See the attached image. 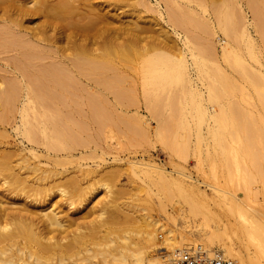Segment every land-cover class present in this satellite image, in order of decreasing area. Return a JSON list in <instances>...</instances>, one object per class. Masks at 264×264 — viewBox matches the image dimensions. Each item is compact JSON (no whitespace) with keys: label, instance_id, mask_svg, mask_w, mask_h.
I'll return each mask as SVG.
<instances>
[{"label":"bare ground","instance_id":"obj_1","mask_svg":"<svg viewBox=\"0 0 264 264\" xmlns=\"http://www.w3.org/2000/svg\"><path fill=\"white\" fill-rule=\"evenodd\" d=\"M122 8L156 12L152 17L142 16L139 11L137 18L131 17L132 21L125 26H158V36L142 32L143 35L140 28L134 31L130 26L126 29L116 26L121 14L118 10ZM165 25L172 28V33ZM219 34L223 35L222 43L216 40ZM263 42L264 0H0V108L4 110L0 111V169L9 171L7 177L0 179V264H78L72 260L77 255L74 248L86 245V235L78 232L67 249L55 251L54 243L44 231L64 224L60 210L53 207V200L46 203L47 197H33L30 192L37 195L43 189L51 190L49 182L58 174L68 172L58 168L62 162L79 163L73 176L76 180H83L90 171L80 162L86 152L71 151L75 149L74 144L81 143L77 139L81 133L73 130L78 136L72 135L67 130L69 123L65 126L62 122L64 126L60 128L53 108L87 106L95 111L92 123L94 118L102 122L106 118L105 114H99L101 108L123 103L120 82L132 66L146 92L145 98L150 90L155 95L147 98L148 109L168 106L176 113L177 117L170 118L175 119L181 136L186 135L182 128L184 131L189 128L195 129L198 146L209 139L205 148L207 156H200L203 158L200 160L211 162L215 178L219 173L233 178L229 179L231 182L234 178L242 180L246 198L224 189L220 182L221 186L207 183L210 187L207 190L184 170L176 174L155 161L132 160L129 162L132 172L139 177L140 173L144 174L141 180L146 185L139 188L147 187L148 183L154 185L159 203H164L162 194L167 191L189 197L190 202L185 206L175 202V212H167L166 219L172 220L174 227L147 221V217L141 223L144 231L135 240L117 243L114 236L104 235L103 242L92 241L94 247L99 246L94 250L87 248L89 264H167L168 258L191 249H202L208 255L221 252L238 264H264V200L257 202L254 198L261 193L264 199V160L259 158L264 156V119L261 117L264 71L258 59ZM247 54L257 58L254 60L259 62L257 66L248 61ZM132 56L140 60L132 64ZM123 61L131 64L126 67L127 62ZM248 87L254 93L248 95L249 103L260 107L261 116L241 105L240 101H249L244 99L245 95L242 99L247 101L233 98L238 89L243 92ZM104 88L115 94L113 100ZM161 93L166 97H159ZM183 107L194 110L193 114L187 111L195 118L194 129L187 127L193 120L188 117L187 124ZM47 108L50 115L44 111ZM14 111L17 115L11 128L16 131L19 142L10 143L1 139L8 135L3 124L6 120L7 126L11 124L8 116ZM68 115L65 112L63 117H72ZM167 116L166 122L170 115ZM173 123L171 127L176 125ZM203 124H206V133ZM169 148L179 151L181 146L178 145V150L176 143H172ZM254 181H260L261 185L256 186ZM60 191L62 198L70 203L66 191ZM14 192L18 193L17 199L9 197ZM99 254L101 259H93Z\"/></svg>","mask_w":264,"mask_h":264},{"label":"rangeland","instance_id":"obj_2","mask_svg":"<svg viewBox=\"0 0 264 264\" xmlns=\"http://www.w3.org/2000/svg\"><path fill=\"white\" fill-rule=\"evenodd\" d=\"M124 9L125 8H122V10L121 9L118 10V11H120L121 14L119 17H117L118 22L116 21V23H117V24L115 23L116 26L121 27L123 29L129 28V26H130V28H132V27L135 28L134 31H136V29L138 31L139 30L138 28H140L139 32L146 33L145 35L148 34V35L153 36V37L158 36V33H159L158 26L142 25V27H141V25H140L138 27H135V25L132 23L134 26L130 24L128 27H126L128 24L127 22L132 21V19L135 20V18H137V16L139 15L137 13L140 10H137V12L131 10L132 11L131 12L128 10V8L125 10ZM140 9L143 12V14H141L142 13L141 11L139 12L140 15H142V16H146V15L150 16L151 15L153 17V15H157V13L154 11H147V10H145V8H140ZM123 12H124V14H123ZM131 17H132V19H131ZM140 24H142V23L140 22ZM145 26H147V27H145ZM166 27H168V29L172 33V28L170 26H166ZM141 28H142V30H141ZM222 38H223V35L219 34L217 36V39H216L217 42L220 41L222 43V41H223ZM220 42L218 44H220ZM263 49H264V42H263ZM263 49L261 52L262 55L259 54L258 59L263 64V65L261 64L262 65L261 68L264 71V50ZM250 56L251 55L247 54L248 61L249 62L252 61L251 63L257 66L259 62L256 63L257 61H254L257 58L253 59V58H251L252 56L251 57ZM135 57H136V59H133ZM135 57H133V56L131 57V59L133 60V61L131 60L132 64H135V63H137V60L138 61L140 60L139 59L140 57H137V56H135ZM126 62L123 61V63H126L125 64L126 67L131 64L128 61H126ZM127 70L128 71H126V74L130 77H128V79H127L126 78L127 76H124V75H126L124 73L122 76L123 77L122 79H124V80L120 82V85H122L121 89H123L122 93L124 94V95L122 94V96H124V97L121 96L122 98H124L123 103H119L117 105L115 104L116 106L114 104H113L114 106L111 104V105L105 106L106 108H103V109L101 108L99 111L97 110L100 115L103 116V114H105L104 118H106V119L103 120L102 122L100 121V123H99V121H97V119L94 118L95 120L93 119V123H92L91 119L94 117L93 114L95 111L90 110L89 107H87V106H76L75 108L73 107L74 109H72V107L68 106L66 108L65 106L61 105V106H59V108H58V106H57V108L56 107L53 108L54 113L56 112V115L58 116V120L61 121L60 122L57 120V124H59L60 128L63 127L64 124L66 126V124L69 123L67 126V130L69 131V129H70L69 132L72 133V135H73V133H75V131H78V134L81 133V135L79 134V137L77 139L79 141H81V143L83 141V144H81V143H78L79 145L74 144V146H72V148L74 147L76 149V151H75V149H71V151L74 150L73 152H76V153H80V152L84 153V151L86 152V153H84L85 157H83L80 160V162H82V164L85 165L83 167L85 169L90 170L89 173L86 175V178H83V180L82 179H79V180L74 179L73 176L75 175V172L80 165H79V163H76V161L68 160V161L62 162L64 164L60 163L58 165L59 169H65L68 172H66L65 175L58 174L56 178H54L51 182H49L51 184L50 186H52L50 188L51 190H49V189H45V190L43 189L42 190L41 189L42 190L41 193L39 192V194H37V195L34 194L33 191L30 192V193H32L33 197L34 196H37V197L39 196L42 198L47 197L48 200H46L47 201L46 203H48L50 200H53V202H54L53 207L57 210H60V214L62 215V220H63L64 224L62 226L56 227L55 229H52V230L50 228H46L44 231V235L47 236V238H50L51 243H54L53 248L55 249V251L59 252L60 250L67 249L68 243H70L73 240L72 239L73 236L75 234H77L78 232L81 231L86 235L85 238H86V245L87 246L85 244L80 245V246H76L74 248V250L76 249L75 250L76 252L74 250H72V251H74L75 254H77V255L72 257V260L76 261L78 264H83V263L89 264L90 263V261L88 259L89 255H88L87 248H91L93 250L97 249L99 245L96 246L97 248L94 247L95 242L92 243V241H96V242L101 243L104 241L102 239L104 235L114 236L117 240V243H121L125 240H135L137 238L138 234L144 231V229L141 226V223H142V219H146L147 217H148L147 221H158V223L164 224L167 227H171V226L174 227V225H173L174 222L172 220L166 219L167 218V212L168 213H171V212L174 213L175 212V211H173L174 210L173 205L175 202H177L178 204L181 202L180 204H182V205H184V204L188 205V202H190V200L188 199L189 197H183L182 195L179 196L178 195L179 193L177 194V192H174V191L173 192L167 191L168 193L166 192V194H164V193L162 194V199L164 197V200H162V199L161 200L164 203H162V204L159 203V200H158L159 197L155 194V191H157V188H153L154 185L152 187L151 183H148V186L151 187V188L149 187L150 190H149L148 186L145 187L148 189H145L143 187L139 188L140 185H144V186L146 185L145 182H143L141 180V178H144L143 177L144 174L140 173L141 176L139 177L138 175H135L132 172L130 164H129V162L132 160H142V161L144 160L145 162L155 161V162H158L159 164L163 165L168 170L176 171V174H177L178 170H184V171L190 173L196 179H198L200 181L199 184L203 188H206L207 190L210 189L209 186H206L207 183H211L213 185H219V184L222 185L223 184L222 187L224 189L229 188V190L234 191L235 195H238L243 199L246 198V194L244 193L245 191L243 190L244 186H242L243 182L241 183L242 180H240V179L237 180L234 178V180H232V182L234 184V181H235V185H232V182L229 179H233V178L228 179L227 176L222 177V175H220L219 173H217V176L221 177V179H219L218 177L215 178L216 175L213 174L214 172H213V168L211 166V162H208L206 160H200V158L201 159L206 158L207 155H205V152H206L205 148H207V144L210 142V140L206 139L205 141H202L200 146H198V141L196 143L197 138L195 135L196 132L194 131L195 129H194V125H193L195 122V120H194L195 118L193 117V119H192L191 117L193 115L192 116L188 115V112H189V114H191V112L193 114L194 110L192 109V111H191L190 110L191 108H189V107H187V110H186V108L183 107V108H185V111H186L185 115L187 114L186 117L191 118V121L193 120L189 124L190 119L186 118L188 120L187 124H189V125H187V127L191 126V127H193L194 130L191 129V131H190L189 128H184L185 130L188 129V130L184 131L182 128L181 131L185 132L183 134H186V135L181 136L182 132H180L179 128L177 127L175 119H174L175 123H173L174 121H172V118H170L172 115H173L172 117H174V116L177 117L176 113L174 111H170L173 109L168 108V106L167 107L166 106H160L161 108L160 107H158V108L161 110L156 109L157 111L150 106H149L150 109H148L147 98L148 97H150V99L153 98L155 96L154 93L151 92L152 93L151 94L150 93L151 90H150L149 94L147 93V98H145L146 92L144 93L145 90H143L142 85L139 83L140 78H139L138 73L136 72V69L132 66L131 68H129ZM127 72H129L131 75H129ZM135 72L137 73L138 76L135 75L136 74ZM132 76H134V77L136 76L139 80L136 77H135L136 80H133ZM238 76L239 75H237V77ZM124 81H125V83H123ZM126 81L128 84L126 83ZM133 81H136V83H134ZM133 83L136 85H133ZM124 86L126 87L127 90L125 89ZM106 89L107 88H104L103 90L105 91ZM110 91H111L110 89H107L105 91V94L108 96V98L113 100L115 97V94L112 93V91L110 93ZM238 91H239V89L237 90V96L235 95L236 93L234 94L235 96H233V98L235 97L234 100L237 99L240 101L243 98V95H245L244 99H248L249 101L242 99L243 101H247V102L242 103V101H240L241 105H243V106L245 105L246 107H248L250 110H252L253 112H255L259 116H261V114H263L261 117L264 119V117H263L264 112H261V114H259V112H258V111H260V107L256 104L254 105L253 103H249V102H251L249 96H251L252 94L254 95L253 91H251V88L248 87L246 89V91H243V92L242 91L238 92ZM244 92L245 93L248 92V93L245 94ZM250 92H251V94H250ZM163 93H161V95L159 94L160 95L159 97L162 98V96L164 95ZM126 94H127V96H126ZM165 94L168 95L167 92H165ZM151 95H153V96H151ZM166 95L163 96V98H165ZM131 98H132V100H131ZM125 99H128L127 102H124V101H126ZM145 99H146V102H145ZM129 100H131V101H129ZM133 100L136 102H134ZM132 101L134 103H132ZM129 102H131V103H129ZM144 102L146 103V105ZM61 107H63V108L60 109ZM162 107L165 108V110H163ZM248 108H247V110H248ZM0 109H1L0 111L4 112V110H2V107ZM48 109L49 108L44 109V111L47 110V112H48L47 115H50L51 111L49 112ZM107 109H108V111H107ZM242 109H245V108H242ZM71 110H73V111H71ZM80 110H82L85 115ZM150 110H152V111H150ZM162 110H163V112H161ZM64 111L66 112V115L69 114L68 116L69 117L72 116V117L69 119L64 118L63 117V114L65 113ZM74 111H76V112H74ZM58 112H60V115L58 114ZM71 112H73L72 114H75V115H72ZM157 112H158V114H157ZM166 112H169V114H167V115H170L169 116L170 119L168 118V121L170 124L168 123V121L166 122V119L168 117L166 115ZM170 112H171V114H170ZM173 112H174V114H173ZM0 114H1V112H0ZM13 114H14V116H13ZM61 114H62V116H61ZM70 114H71V116H70ZM89 114H91L92 116H90ZM160 114H162L165 119L163 117H161ZM15 115H17V113L14 111V112H12V115L10 114L8 116L10 118V121L8 119V124L11 123L10 125H8V126L6 125L7 120L3 124V125H5L4 127L6 128V130L8 129L7 130L8 135L1 140L5 139L6 141H9L10 143L11 142L12 143L13 142H16V143L19 142V140H18L19 137L17 136L16 131L14 130V128H11L12 123H14L13 119L15 118ZM73 116H75V117H73ZM82 116H84V117H82ZM11 117H12V119H11ZM111 118H113V120ZM41 119H43V118L41 117ZM44 119H46V118L44 117ZM44 119L41 121H45ZM81 119L85 120V121L82 122ZM161 119H162V121L164 119V121L162 122ZM107 120H109V121H107ZM118 120H119V122H118ZM170 120L172 122H170ZM77 121L79 123H77ZM94 121H96V123ZM157 121H159V122H157ZM80 122H81V124H80ZM43 123H45L46 125H49V123H46V122H43ZM82 123H83V125H82ZM87 123H88V126H90V127L87 126ZM167 123H168V125H166ZM171 123L176 124L175 125L176 127L173 125L171 127ZM60 125H62V126H60ZM75 125H77V126L79 125L78 128L80 127L79 130L80 129L81 130L79 131L78 128L75 127ZM101 125L102 126L104 125V126L101 127ZM205 125L206 124L202 125V127L204 126L203 127L204 129L202 128L204 133H206V126ZM82 126L84 128H82ZM85 126H87V127H85ZM96 126H97L98 130L96 129ZM163 126H164V128H162ZM168 126H169V128H168ZM263 126H264V124H263ZM57 127H58V125H57ZM101 128H102V130H101ZM160 128H162V129L160 130ZM62 129H64V128H62ZM65 129H66V127H65ZM131 129H133V130H131ZM73 130H75V131H73ZM162 130H164L165 133ZM169 130H170V132H168ZM175 130H176V132H175ZM86 131H88V132H86ZM171 131H173V132L171 133ZM82 132H84V133L82 134ZM157 132H159V133H157ZM179 132L181 133V135ZM95 133L98 134L99 137ZM173 133H174V137H173ZM175 133H178V134H175ZM188 133H190V134H188ZM160 134L163 136L161 137ZM74 136L75 137L78 136L77 132L75 133ZM164 136H166V137H164ZM89 137H91V138H89ZM81 138H82V140H81ZM93 138H94V141H92ZM161 138H163V139H161ZM165 138L167 139V141H165ZM186 139H187V141H186ZM177 141L180 142L181 144L180 143L178 144ZM183 141H185V142H183ZM167 142L169 144H167ZM170 143L171 144L176 143L177 149H178V145H179V147L181 146V148H179V149L184 150V152L182 150L180 152L179 149H178L179 151H173V149L169 148V145L171 147ZM87 144H88V146H87ZM183 144H185V146H183ZM204 144H205V146H204ZM82 146H84V148ZM81 149H83V150L81 151ZM203 149H205V150H203ZM199 150L201 152H199ZM200 156H202L203 158ZM261 157H263L262 160H264V156L260 155L259 158L261 159ZM248 159L247 160H248V164H249L250 156H248ZM199 161H200V163L202 162V165L200 163L198 164ZM205 161H206V163H205ZM209 163H210V165H209ZM45 165L46 164H42V166H45ZM249 165H251V162ZM201 168H203V169H201ZM211 168H212V170H211ZM8 172L9 171L0 169V179L7 177L9 174ZM94 172H98V173L94 174ZM228 181H230L229 182L230 184L228 183ZM239 181H240V183H237ZM222 182H224V183H222ZM259 182L254 181L253 183H255V185L259 187L261 185L260 184L261 182L260 183ZM253 183H252V186H254V188H255L256 186ZM236 184H237V186H236ZM238 184H239V186H238ZM221 185H219V186H221ZM240 186H242V187H240ZM234 187H235V189H234ZM238 188H240V189H238ZM60 189H64L66 191L65 193H67V195H69L70 203L68 201H65V199L62 198L63 196H62ZM49 194H51V195H49ZM259 194L262 195L261 193H259ZM259 194L255 195L254 198L257 202H262L264 200L263 195L260 196ZM11 195L12 196H9V197H11V199H17L18 198V193H16V192H14ZM166 195H168V196H166ZM169 196H170V198H169ZM157 197H158V199H157ZM183 199L185 201H183ZM177 203H175V204H177ZM252 203L254 204V202H252ZM41 223L42 222L40 221L39 224H41ZM159 233L164 234V231L160 230ZM100 248L98 250H100ZM101 249L103 250V248H101ZM98 250H96V252H99ZM102 250H100V251H102ZM101 257H102L101 254H99V255H97L96 258H93V259L98 260V258L101 259ZM173 258L174 257L168 258L166 263L172 264ZM51 261L53 262V260H51ZM51 261H49V262L52 263ZM54 262H56V259H54Z\"/></svg>","mask_w":264,"mask_h":264},{"label":"built area","instance_id":"obj_3","mask_svg":"<svg viewBox=\"0 0 264 264\" xmlns=\"http://www.w3.org/2000/svg\"><path fill=\"white\" fill-rule=\"evenodd\" d=\"M173 264H238V262L231 257L224 256L221 252L208 255L202 249H191L177 255L173 259Z\"/></svg>","mask_w":264,"mask_h":264}]
</instances>
